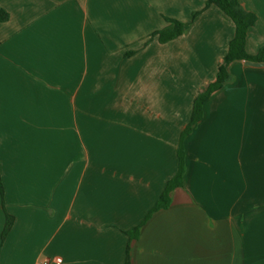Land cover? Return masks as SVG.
<instances>
[{
  "label": "crops",
  "instance_id": "1",
  "mask_svg": "<svg viewBox=\"0 0 264 264\" xmlns=\"http://www.w3.org/2000/svg\"><path fill=\"white\" fill-rule=\"evenodd\" d=\"M238 1L254 56L264 0ZM207 2L0 0V264H264V65L185 135L236 33Z\"/></svg>",
  "mask_w": 264,
  "mask_h": 264
},
{
  "label": "trees",
  "instance_id": "2",
  "mask_svg": "<svg viewBox=\"0 0 264 264\" xmlns=\"http://www.w3.org/2000/svg\"><path fill=\"white\" fill-rule=\"evenodd\" d=\"M213 5L220 8L224 12V14L235 23L236 33H235V37L230 43L229 51L219 68V73L216 81L209 84V86L205 89V91L196 98L192 120L187 130L185 131V135L190 132L193 126H195L197 123H199L202 120L203 106L209 100L211 95L219 91L228 82L230 78L229 68L231 64L237 61L264 63V47L261 48L259 53L254 56L250 55L247 52V48H246L249 31L258 22L257 15L245 10L238 0H208L204 10L194 14V19ZM8 20H9V15L0 9V23L7 22ZM167 21L169 22V26L164 30L159 31L155 34V36H159V41L161 43H167L169 41L177 39L178 37L182 36L185 31V27H186L185 24L172 19H168ZM183 173H184L183 158L182 156H180L179 172L177 177L175 178V181L176 180L180 181L182 179ZM171 189H172V182L168 184V187L161 199L159 206L160 205L166 206L168 204L169 201L168 196ZM0 191L3 194L1 169H0ZM13 224H14V218L10 215H7L3 240H5L8 234L10 233ZM126 264H130L129 256L127 258Z\"/></svg>",
  "mask_w": 264,
  "mask_h": 264
},
{
  "label": "water",
  "instance_id": "3",
  "mask_svg": "<svg viewBox=\"0 0 264 264\" xmlns=\"http://www.w3.org/2000/svg\"><path fill=\"white\" fill-rule=\"evenodd\" d=\"M247 64L253 67H262L264 65L263 63H257V62H247Z\"/></svg>",
  "mask_w": 264,
  "mask_h": 264
},
{
  "label": "built area",
  "instance_id": "4",
  "mask_svg": "<svg viewBox=\"0 0 264 264\" xmlns=\"http://www.w3.org/2000/svg\"><path fill=\"white\" fill-rule=\"evenodd\" d=\"M55 262H56L57 264H60V263H61V260L58 259V260H55ZM41 264H49V261L46 260V261L42 262Z\"/></svg>",
  "mask_w": 264,
  "mask_h": 264
}]
</instances>
